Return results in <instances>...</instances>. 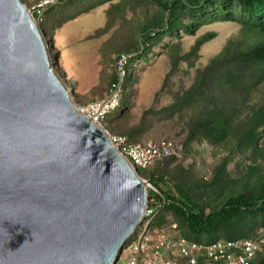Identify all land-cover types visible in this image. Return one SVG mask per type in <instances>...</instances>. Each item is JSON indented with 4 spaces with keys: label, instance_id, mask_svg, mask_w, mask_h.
<instances>
[{
    "label": "water",
    "instance_id": "obj_1",
    "mask_svg": "<svg viewBox=\"0 0 264 264\" xmlns=\"http://www.w3.org/2000/svg\"><path fill=\"white\" fill-rule=\"evenodd\" d=\"M53 64L28 5L0 0V264H115L149 192Z\"/></svg>",
    "mask_w": 264,
    "mask_h": 264
},
{
    "label": "trees",
    "instance_id": "obj_2",
    "mask_svg": "<svg viewBox=\"0 0 264 264\" xmlns=\"http://www.w3.org/2000/svg\"><path fill=\"white\" fill-rule=\"evenodd\" d=\"M112 1L57 0L56 3L48 5L39 25L53 63L58 64L60 60V52L55 49L56 31L67 22ZM147 1L156 5L158 12L141 23L137 36L120 45L109 44V52L117 53L116 57L122 52L131 53L129 64L132 66L129 69L127 66L121 105L108 114L105 129L112 134L127 136L130 142H143V138L155 123L171 121L176 116L185 118L192 112L187 124L188 134L183 151L184 148L189 149L192 143L207 142L217 146L231 139L234 143L233 152L258 149L264 135V102L254 107L248 117L236 121L237 108L227 104L226 99L243 89H251L264 83V0ZM129 6L134 10L135 0H120L112 4L108 17H124ZM31 13L36 17L33 10ZM215 22H235L243 27L245 33L256 31L263 37L253 44L243 38L230 39L222 51L198 71L187 91L182 94L173 93L171 103L158 109L151 107L144 111L138 124L124 126L122 121L131 110L132 89L138 82V65L142 60L148 61L154 57L156 48L166 49L167 41L173 43V40H179L183 35H195L201 27ZM215 36L214 32L203 34L190 51L176 56L165 78V84L178 70L180 61L193 65L201 47ZM115 60L113 72L107 76V91L118 80ZM71 86L74 88L75 84ZM165 86L159 92L164 91ZM175 157H165L154 164L166 160L168 167ZM229 160L230 156L223 159L210 180L194 179L191 171L186 172L181 166L171 173L172 176L169 175L171 171L167 167L162 171L157 167L152 169L147 180L159 193L150 190L149 199L155 197L160 205L149 230L168 228L166 222L170 214L173 217L172 224L177 225L176 232L191 241L209 244L220 239L264 238V174L254 178L246 176L239 181L227 178L225 170ZM153 165L139 169V175L146 179L142 174ZM237 184L239 190L235 191ZM213 202L217 204L208 212L207 204ZM137 231L138 229L125 243V247L136 237ZM262 248L253 264H264V244Z\"/></svg>",
    "mask_w": 264,
    "mask_h": 264
},
{
    "label": "rangeland",
    "instance_id": "obj_3",
    "mask_svg": "<svg viewBox=\"0 0 264 264\" xmlns=\"http://www.w3.org/2000/svg\"><path fill=\"white\" fill-rule=\"evenodd\" d=\"M22 1L32 9L42 0ZM119 1L113 0L82 14L56 31L55 49L60 52V60L58 64H53V68L68 87L71 98L77 106L89 100L106 96L107 76L113 72L114 60L117 55V53L109 52L111 48L109 44L120 45L135 38L141 23L147 17L158 12V7L150 4L147 0H135L134 10L129 6L125 10L124 17L115 15L110 19L108 10L112 4ZM47 7H43L44 11ZM37 21L40 23L38 18ZM207 32H214L216 36L201 47L198 56L193 61L194 64L190 65V63L180 61L178 70L165 84V78L172 68L173 59L190 51L197 39ZM260 37L263 35L256 31L245 33L243 27L238 23L215 22L201 27L195 35H183L179 40H173V43L170 40L167 41L166 49L156 48L154 57L152 56L148 61L142 60L138 65L140 68L138 82L132 89L130 99L132 106L122 121L123 125L131 127L138 124L144 111L151 107L158 109L167 105L173 101V93L182 94L187 91L193 84L198 71L218 55L230 39L243 38L249 44H253ZM131 66L132 64H128V69ZM70 75L73 77L70 78ZM71 84H75L77 92L80 93L78 96L74 93ZM163 85H166L164 91L159 92ZM79 86L82 88L80 89ZM226 100L227 104L237 108L236 121H241L253 112L254 107L264 102V83L251 89H243ZM191 113L185 118L176 116L171 121L155 123L142 141L167 138L178 146L184 145ZM233 146L232 139L217 146L207 142L192 143L190 148H184L182 154L176 156L168 167L166 160H163L154 164L142 175L147 179L149 172L155 167L161 171L167 167V170L171 171L169 172L171 175L178 166H181L184 171H191L194 179L210 180L217 166L227 156H230L225 170L227 178L239 181L246 176L254 178L264 174V135L260 141V147L256 150L250 148L246 152H233ZM250 167L254 169L252 168V170ZM251 172L253 175H250ZM238 187V184L235 185V191L239 190ZM148 192H150L149 188ZM216 204V202L208 203L207 211L209 212ZM172 218V215L168 214L166 227L173 225ZM125 258L126 256L122 255L120 261H124Z\"/></svg>",
    "mask_w": 264,
    "mask_h": 264
},
{
    "label": "built area",
    "instance_id": "obj_4",
    "mask_svg": "<svg viewBox=\"0 0 264 264\" xmlns=\"http://www.w3.org/2000/svg\"><path fill=\"white\" fill-rule=\"evenodd\" d=\"M56 2L57 0H42L33 6L35 18L41 20L44 13L43 7ZM131 59L132 54L128 52H122L116 57L115 69L118 80L111 84L105 97L95 98L76 106L108 134L114 147L135 169L139 170L153 165L159 159L172 155L180 156L183 145L178 146L167 138L130 142L127 136L112 134L105 129L106 117L121 105L124 92L123 83ZM143 180L147 189L159 193L150 181ZM159 205L160 202L155 197L148 200L144 223L137 228L136 237L124 247L115 264H253L263 249V237L259 239H220L207 244L191 241L180 235L176 232V224L166 229L150 231L149 225L158 213ZM122 255L126 258L121 262Z\"/></svg>",
    "mask_w": 264,
    "mask_h": 264
},
{
    "label": "crops",
    "instance_id": "obj_5",
    "mask_svg": "<svg viewBox=\"0 0 264 264\" xmlns=\"http://www.w3.org/2000/svg\"><path fill=\"white\" fill-rule=\"evenodd\" d=\"M70 78H72L73 76H69ZM76 84V83H75ZM72 85V84H71ZM84 86V85H83ZM80 87V86H79ZM82 87H80V89H81ZM73 91H74V93L78 96L80 93H78L77 92V90H76V86L73 88Z\"/></svg>",
    "mask_w": 264,
    "mask_h": 264
}]
</instances>
